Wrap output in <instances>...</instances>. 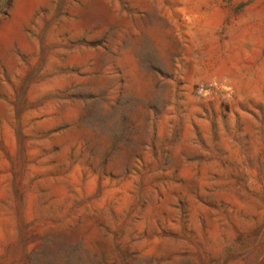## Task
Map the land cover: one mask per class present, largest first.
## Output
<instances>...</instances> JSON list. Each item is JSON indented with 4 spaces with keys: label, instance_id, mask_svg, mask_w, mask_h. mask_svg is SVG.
Returning <instances> with one entry per match:
<instances>
[{
    "label": "rangeland",
    "instance_id": "rangeland-1",
    "mask_svg": "<svg viewBox=\"0 0 264 264\" xmlns=\"http://www.w3.org/2000/svg\"><path fill=\"white\" fill-rule=\"evenodd\" d=\"M0 264H264V0H0Z\"/></svg>",
    "mask_w": 264,
    "mask_h": 264
}]
</instances>
